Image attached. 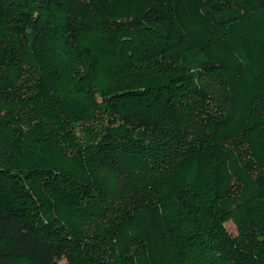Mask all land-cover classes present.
<instances>
[{
  "label": "trees",
  "instance_id": "16d2710c",
  "mask_svg": "<svg viewBox=\"0 0 264 264\" xmlns=\"http://www.w3.org/2000/svg\"><path fill=\"white\" fill-rule=\"evenodd\" d=\"M114 2L0 0V264H264V0Z\"/></svg>",
  "mask_w": 264,
  "mask_h": 264
},
{
  "label": "rangeland",
  "instance_id": "374dc122",
  "mask_svg": "<svg viewBox=\"0 0 264 264\" xmlns=\"http://www.w3.org/2000/svg\"><path fill=\"white\" fill-rule=\"evenodd\" d=\"M138 0H115V2H114V4H113V9L115 10L116 8L117 9H122L123 7L122 6H124V5H126V4H131V3H135V2H137ZM187 14V17L189 18V19H192V21L193 20H195L196 18H195V16H194V14L192 13V12H188V13H186ZM183 16V18H185V16H184V14L182 15ZM186 19V18H185ZM236 42H240V41H236ZM241 43V42H240ZM237 43H232V45H236ZM238 45V44H237ZM248 45V44H247ZM212 50L215 52V53H224V52H226L227 50H229V46H228V43H227V45H225V43L224 44H222V42H215V44H213L212 45ZM224 51V52H223ZM255 52V49L253 50L252 48H246L245 50H244V55L245 56H247V54H253ZM225 227H226V229L230 232V233H232L233 235H235L236 233H237V230H236V227H235V224H234V222L232 221V220H228V221H226L225 222ZM65 263V260H62V261H60V263L59 264H64Z\"/></svg>",
  "mask_w": 264,
  "mask_h": 264
}]
</instances>
